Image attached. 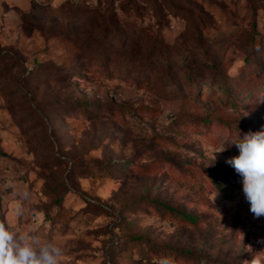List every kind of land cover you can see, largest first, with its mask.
<instances>
[{
  "label": "rangeland",
  "instance_id": "1",
  "mask_svg": "<svg viewBox=\"0 0 264 264\" xmlns=\"http://www.w3.org/2000/svg\"><path fill=\"white\" fill-rule=\"evenodd\" d=\"M262 128L264 0H0V222L58 264L264 260L212 157Z\"/></svg>",
  "mask_w": 264,
  "mask_h": 264
},
{
  "label": "clouds",
  "instance_id": "2",
  "mask_svg": "<svg viewBox=\"0 0 264 264\" xmlns=\"http://www.w3.org/2000/svg\"><path fill=\"white\" fill-rule=\"evenodd\" d=\"M234 145L238 155L226 161L242 179V191L250 204L254 217L264 216V128L259 131H249L235 138L226 139L223 146L212 154L223 152ZM17 216L22 215V209H17ZM61 249L51 243L41 244L38 239L17 234L11 227L0 222V264H58ZM162 264H170L164 259ZM249 264H264V260L254 257Z\"/></svg>",
  "mask_w": 264,
  "mask_h": 264
},
{
  "label": "trees",
  "instance_id": "3",
  "mask_svg": "<svg viewBox=\"0 0 264 264\" xmlns=\"http://www.w3.org/2000/svg\"><path fill=\"white\" fill-rule=\"evenodd\" d=\"M192 219V218H191Z\"/></svg>",
  "mask_w": 264,
  "mask_h": 264
}]
</instances>
